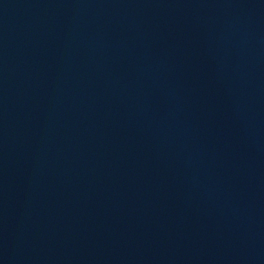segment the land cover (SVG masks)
Segmentation results:
<instances>
[{
  "label": "water",
  "instance_id": "obj_1",
  "mask_svg": "<svg viewBox=\"0 0 264 264\" xmlns=\"http://www.w3.org/2000/svg\"><path fill=\"white\" fill-rule=\"evenodd\" d=\"M0 264H264V0H0Z\"/></svg>",
  "mask_w": 264,
  "mask_h": 264
}]
</instances>
